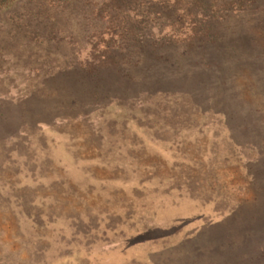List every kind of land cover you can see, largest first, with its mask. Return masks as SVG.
Wrapping results in <instances>:
<instances>
[{"label": "rangeland", "instance_id": "obj_1", "mask_svg": "<svg viewBox=\"0 0 264 264\" xmlns=\"http://www.w3.org/2000/svg\"><path fill=\"white\" fill-rule=\"evenodd\" d=\"M7 2L0 264H264V0Z\"/></svg>", "mask_w": 264, "mask_h": 264}, {"label": "trees", "instance_id": "obj_2", "mask_svg": "<svg viewBox=\"0 0 264 264\" xmlns=\"http://www.w3.org/2000/svg\"><path fill=\"white\" fill-rule=\"evenodd\" d=\"M6 2L8 1V0H5ZM8 3V2H7Z\"/></svg>", "mask_w": 264, "mask_h": 264}]
</instances>
